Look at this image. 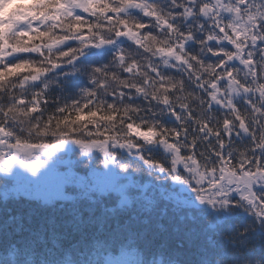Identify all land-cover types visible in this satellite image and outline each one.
I'll return each instance as SVG.
<instances>
[{
	"label": "snow or ice",
	"instance_id": "snow-or-ice-1",
	"mask_svg": "<svg viewBox=\"0 0 264 264\" xmlns=\"http://www.w3.org/2000/svg\"><path fill=\"white\" fill-rule=\"evenodd\" d=\"M0 264H264V0H0Z\"/></svg>",
	"mask_w": 264,
	"mask_h": 264
},
{
	"label": "trees",
	"instance_id": "trees-1",
	"mask_svg": "<svg viewBox=\"0 0 264 264\" xmlns=\"http://www.w3.org/2000/svg\"><path fill=\"white\" fill-rule=\"evenodd\" d=\"M144 179L150 180L151 178L150 177H145ZM112 259L119 260V261L130 262V261L136 259V256L132 252L125 251V252L121 253L119 251H116V252L112 253Z\"/></svg>",
	"mask_w": 264,
	"mask_h": 264
},
{
	"label": "rangeland",
	"instance_id": "rangeland-1",
	"mask_svg": "<svg viewBox=\"0 0 264 264\" xmlns=\"http://www.w3.org/2000/svg\"><path fill=\"white\" fill-rule=\"evenodd\" d=\"M47 195L51 196V197H55L57 195V193L55 192V190H50L48 193H46Z\"/></svg>",
	"mask_w": 264,
	"mask_h": 264
}]
</instances>
